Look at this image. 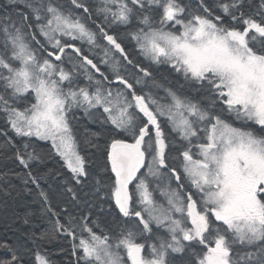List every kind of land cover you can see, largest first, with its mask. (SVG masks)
Wrapping results in <instances>:
<instances>
[{
    "label": "snow or ice",
    "instance_id": "1",
    "mask_svg": "<svg viewBox=\"0 0 264 264\" xmlns=\"http://www.w3.org/2000/svg\"><path fill=\"white\" fill-rule=\"evenodd\" d=\"M0 120V264H264V0H4Z\"/></svg>",
    "mask_w": 264,
    "mask_h": 264
},
{
    "label": "trees",
    "instance_id": "2",
    "mask_svg": "<svg viewBox=\"0 0 264 264\" xmlns=\"http://www.w3.org/2000/svg\"><path fill=\"white\" fill-rule=\"evenodd\" d=\"M4 4V0H0V7H2ZM3 121L0 120V125H2ZM89 128H91L93 131L98 130L97 125L95 124H89L88 125ZM11 134V133H10ZM3 140V137H0V141ZM103 144L104 141H101V147L99 150L97 149H92L90 150L92 153H94V155L92 156V160L94 161V163L92 164V170L95 171L98 167L102 166L104 163V159H105V152H104V148H103ZM40 148L43 149H47L49 147L48 144H45L44 142H40L39 144ZM59 160L58 157H53L50 161H49V167L51 166H56L59 167L58 164H56V161ZM15 168L17 171H20L21 169H19L17 167V165L11 161V160H6L3 157H0V184H3L5 179H11V182L17 186H20V182L14 178L11 177H5L4 173L8 172L10 169ZM66 172V170H64ZM67 175H70V173H67ZM88 189L85 188V191H87ZM5 199H7L8 201V207L6 209L0 208V217H3L5 214H10L12 209L14 207H16L17 204L22 203L24 201H31L32 197L29 196H24L20 199H18L17 201H12L10 198H5L3 196H0V202H3ZM32 207L34 208H39L38 204H33ZM21 211H23V209H21ZM0 225H2V220H0ZM47 227V225L45 224H41V228ZM55 247V246H52ZM52 259L54 261H56V264H65V261L68 259V257L65 254L62 253H56L55 255H53ZM179 259V258H178Z\"/></svg>",
    "mask_w": 264,
    "mask_h": 264
},
{
    "label": "bare ground",
    "instance_id": "3",
    "mask_svg": "<svg viewBox=\"0 0 264 264\" xmlns=\"http://www.w3.org/2000/svg\"><path fill=\"white\" fill-rule=\"evenodd\" d=\"M142 59V58H141Z\"/></svg>",
    "mask_w": 264,
    "mask_h": 264
}]
</instances>
